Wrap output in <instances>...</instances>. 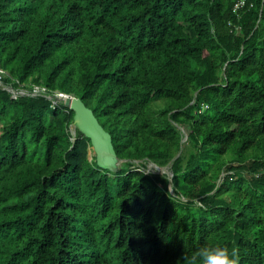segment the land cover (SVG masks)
Masks as SVG:
<instances>
[{
	"label": "trees",
	"instance_id": "1",
	"mask_svg": "<svg viewBox=\"0 0 264 264\" xmlns=\"http://www.w3.org/2000/svg\"><path fill=\"white\" fill-rule=\"evenodd\" d=\"M236 2L0 0L2 84L81 98L143 160L100 169L71 110L0 88V264H264V0Z\"/></svg>",
	"mask_w": 264,
	"mask_h": 264
},
{
	"label": "water",
	"instance_id": "2",
	"mask_svg": "<svg viewBox=\"0 0 264 264\" xmlns=\"http://www.w3.org/2000/svg\"><path fill=\"white\" fill-rule=\"evenodd\" d=\"M197 92H195L194 98L196 97ZM61 101L63 102V106L67 107L74 113L73 121L69 130L73 135H75V131L77 130L90 140L93 155H91V157L89 156V159L94 157L95 162L100 169L117 173L121 169L122 164L127 161L136 166H139L143 162V160L120 159L117 156L110 133L103 128L93 111L85 105L81 98L76 96H66ZM179 129L183 135L180 141L182 144L185 142L187 135L181 128ZM72 140L74 139L72 138ZM179 154L180 152H178L177 155L165 166H158L152 161H147V170L151 169L156 173L166 174L169 182H171V164Z\"/></svg>",
	"mask_w": 264,
	"mask_h": 264
},
{
	"label": "built area",
	"instance_id": "3",
	"mask_svg": "<svg viewBox=\"0 0 264 264\" xmlns=\"http://www.w3.org/2000/svg\"><path fill=\"white\" fill-rule=\"evenodd\" d=\"M243 0H237L235 3V9L242 6ZM7 75L5 71L0 68V88L10 94L12 99H17L19 97H42L51 103V107L56 105H63V100L66 96L72 97L73 95L65 94L59 91H51L45 86L33 85L31 87H26L20 84L17 80L15 81L17 87L14 88L11 85L2 84L3 78ZM71 132V131H70ZM72 134V133H71ZM73 135V134H72ZM74 136V135H73Z\"/></svg>",
	"mask_w": 264,
	"mask_h": 264
},
{
	"label": "clouds",
	"instance_id": "4",
	"mask_svg": "<svg viewBox=\"0 0 264 264\" xmlns=\"http://www.w3.org/2000/svg\"><path fill=\"white\" fill-rule=\"evenodd\" d=\"M190 264H237L238 257L226 246L204 244L189 257Z\"/></svg>",
	"mask_w": 264,
	"mask_h": 264
},
{
	"label": "rangeland",
	"instance_id": "5",
	"mask_svg": "<svg viewBox=\"0 0 264 264\" xmlns=\"http://www.w3.org/2000/svg\"><path fill=\"white\" fill-rule=\"evenodd\" d=\"M185 143V142H184ZM91 155H93V152H92V149L90 148L89 149V156L91 157ZM152 170L149 169V170H145V172H151Z\"/></svg>",
	"mask_w": 264,
	"mask_h": 264
}]
</instances>
